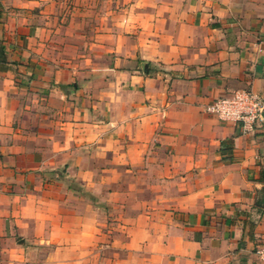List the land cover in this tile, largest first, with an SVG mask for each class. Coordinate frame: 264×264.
Wrapping results in <instances>:
<instances>
[{
    "label": "crops",
    "instance_id": "0c3cea01",
    "mask_svg": "<svg viewBox=\"0 0 264 264\" xmlns=\"http://www.w3.org/2000/svg\"><path fill=\"white\" fill-rule=\"evenodd\" d=\"M264 0H0V264H264Z\"/></svg>",
    "mask_w": 264,
    "mask_h": 264
},
{
    "label": "built area",
    "instance_id": "2783aa9c",
    "mask_svg": "<svg viewBox=\"0 0 264 264\" xmlns=\"http://www.w3.org/2000/svg\"><path fill=\"white\" fill-rule=\"evenodd\" d=\"M203 111L221 121L240 123L242 132L246 133L264 120V100L249 91L236 90L212 100ZM254 254L264 261V245L258 246Z\"/></svg>",
    "mask_w": 264,
    "mask_h": 264
}]
</instances>
